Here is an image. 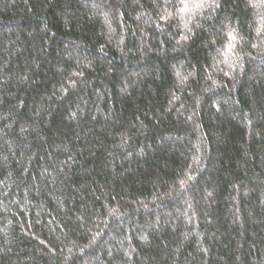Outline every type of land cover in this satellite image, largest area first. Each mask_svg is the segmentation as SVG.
<instances>
[{"label": "trees", "instance_id": "obj_1", "mask_svg": "<svg viewBox=\"0 0 264 264\" xmlns=\"http://www.w3.org/2000/svg\"><path fill=\"white\" fill-rule=\"evenodd\" d=\"M0 264H264V0H0Z\"/></svg>", "mask_w": 264, "mask_h": 264}]
</instances>
